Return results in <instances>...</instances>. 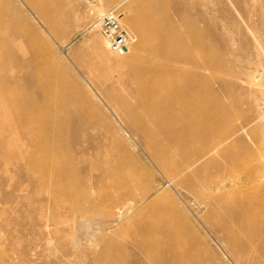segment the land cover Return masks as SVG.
Instances as JSON below:
<instances>
[{
	"label": "bare ground",
	"instance_id": "6f19581e",
	"mask_svg": "<svg viewBox=\"0 0 264 264\" xmlns=\"http://www.w3.org/2000/svg\"><path fill=\"white\" fill-rule=\"evenodd\" d=\"M85 1L95 16L91 29L97 30L98 20L107 12L96 0ZM195 1L198 0H134L136 26L132 21L119 20L117 15L119 25L130 30L124 28L130 42L126 51L118 56L137 57V63L129 70V81L134 86L126 90L137 98V102L131 104L126 94L117 93L116 87L123 80L120 76L113 80L112 66L101 54L93 56L97 59L84 54L76 56L77 64L89 76L94 95L68 69L54 61L53 47L31 26L33 17L40 18L58 36V24L70 21L74 0H53L54 7L47 0H0V141H29L31 152L24 149L25 144L17 148V157L26 162L27 177L38 171L37 186L53 185L57 199L77 202L73 191L82 184L85 185L82 191L87 190L85 193L94 185H112L118 191L124 188L120 183L109 181V174L117 166L108 165L107 149L93 147L95 159L76 155L84 149L71 148L77 142L69 138L73 118L76 117V121L84 118L93 128L111 134L123 129L145 142L151 163L172 188L189 191L200 200V206L210 209L229 203L234 212L231 217L237 224H253L255 240L248 241L247 248L257 253V242L264 236V222L244 216L234 195L250 194L244 205L246 209L264 205V69L252 65L249 71L244 69L230 76L222 74L224 59L212 54L216 48L200 39V26L186 20L185 6L196 4ZM112 2L108 0V4ZM225 2L224 12L215 17L208 15L209 19L220 23L224 32L236 30L239 33L242 32L239 19L256 20L258 25L251 26L256 30L259 47L264 49V0ZM167 13L177 21L168 18ZM133 30L140 34L141 54L133 47L137 42ZM88 44L98 49L107 48L104 38L101 40L96 34L89 37ZM109 82L112 85L107 86ZM243 91L252 95L238 99L236 95ZM239 111L249 114L238 122ZM253 123L260 124V131L248 128ZM241 136L248 141L236 148ZM200 139L203 140L200 148L188 157L184 152L186 143ZM10 160L11 156L6 158L0 153V162ZM77 164L84 165L86 184L78 177ZM208 167V181L219 182L218 189L212 193L208 192V181L194 180L199 170L201 173ZM93 172H98L99 176L93 178ZM151 195L146 193L133 203L123 202L111 222L122 220ZM211 219L210 215L206 217L207 228L216 230L217 225L223 226ZM79 225L86 237L97 239V231L93 230L96 222L82 215ZM147 229L142 227L141 232ZM229 232L234 240L245 239L244 231ZM148 248L158 251L161 247L152 244ZM152 264L169 262L155 259Z\"/></svg>",
	"mask_w": 264,
	"mask_h": 264
},
{
	"label": "rangeland",
	"instance_id": "374dc122",
	"mask_svg": "<svg viewBox=\"0 0 264 264\" xmlns=\"http://www.w3.org/2000/svg\"><path fill=\"white\" fill-rule=\"evenodd\" d=\"M112 1V5L108 4V0H96V3L106 12L116 10L119 20L127 23L132 21L136 26L134 0ZM47 2L54 7L53 0ZM195 2L193 5L186 4V20L200 26V39L216 48L212 54L224 59L222 74L227 73L230 76V73L238 74L244 69L249 71L252 65H259V69H264V49L259 47L255 37L256 30L251 26L258 25L255 17V22H248L244 18L238 20L241 33L236 30L224 32L221 24L210 20L208 15L215 17L222 14L223 5L227 4L225 0ZM73 4L72 11L69 12V22L64 24L63 21L61 24V19H57L60 23L58 36L40 18L33 17L34 20L29 23L34 31L44 36L53 47L54 61L68 69L70 74L78 78L88 92L94 95L96 92L88 83L89 76L85 69L77 64L76 56L84 54L97 59L93 56L101 54L112 66L113 80L118 76L123 80V83L116 87L117 93L120 96L126 94L127 101L135 104L137 98L126 90L134 86L129 81V70L137 63V57L121 58L106 47L98 49L90 46L88 40L91 35L96 34L101 40L103 38L98 30L91 29L95 16L85 0H74ZM123 11L128 12L126 14L122 13ZM166 16L172 21H177V18L169 13ZM179 27L184 35V29L180 24ZM144 32L148 34L146 29ZM133 33V37L137 38L133 47L138 49L140 34L134 30ZM138 50L141 54V49ZM213 90L217 93V86L214 85ZM251 95L252 93L243 91L236 97L246 99ZM248 114L247 111L237 112V121ZM75 118L72 120L74 127L69 138L77 142L72 144L71 148H83V153L76 155L85 159H95L93 147L107 149L108 165L117 166L109 174V181L122 184L124 191H118L112 185L105 184L94 185L89 193H85L87 190L82 191L85 186L82 184L73 191L77 202L67 198L57 199L53 185L37 186L38 171L28 177V173L25 174L26 162L17 157V148L25 144L24 149L31 152L29 141H0L1 156H11L10 162H0V264H152L155 259H162L169 264H264V236L256 241L257 249L259 248L257 253L249 252L247 243L255 240L253 224H237L231 217L234 212L229 203L219 209L200 206V200L192 193L170 186L163 174L151 163L144 141L124 132L123 129H119L117 134H111L103 129L93 128L84 118H78L79 122ZM248 128H259L260 131L262 127L259 123H253ZM202 141H188L184 147L186 155L189 157L194 154ZM239 141L241 142L237 143L236 148H240L243 146L242 142L248 140L241 136ZM83 167L84 165L77 164L78 177L86 184L88 177L82 171ZM209 167L201 173L199 170L194 180L207 182L208 170L211 168ZM98 176V172L92 173L93 178ZM218 185L217 180L208 181V192L212 193L218 189ZM146 193L152 195L141 207L131 209L119 222H111L113 215L121 210L123 202L133 203V200ZM234 196L244 216L249 219L258 218L262 220L258 221L264 222V205L246 209L244 205L250 194L238 193ZM213 210L217 212L216 215ZM82 215L97 223L93 226V230L97 231V239L86 237L80 230ZM209 215L214 223L223 226L217 225L216 230L207 228L205 221ZM142 227H151L152 230L141 232ZM232 230L244 231L245 239L230 238L229 231ZM152 244L160 246V250L149 249L148 246Z\"/></svg>",
	"mask_w": 264,
	"mask_h": 264
},
{
	"label": "built area",
	"instance_id": "2783aa9c",
	"mask_svg": "<svg viewBox=\"0 0 264 264\" xmlns=\"http://www.w3.org/2000/svg\"><path fill=\"white\" fill-rule=\"evenodd\" d=\"M116 10H111L98 20L97 30L106 41L107 48L113 54L126 51L130 35L119 25Z\"/></svg>",
	"mask_w": 264,
	"mask_h": 264
}]
</instances>
